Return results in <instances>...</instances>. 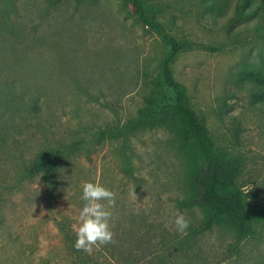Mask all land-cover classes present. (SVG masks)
Masks as SVG:
<instances>
[{
  "label": "rangeland",
  "instance_id": "1",
  "mask_svg": "<svg viewBox=\"0 0 264 264\" xmlns=\"http://www.w3.org/2000/svg\"><path fill=\"white\" fill-rule=\"evenodd\" d=\"M141 2L174 37L218 47L181 53L173 70L220 156L237 163L245 204L264 205V0ZM168 51L127 0H0V264H74L86 181L116 193L114 240L134 227L169 239L171 264H264V227L238 244L228 225L198 230L206 209L181 125L129 129L143 110L179 120ZM74 139L66 190L49 191L34 164ZM112 248L94 249L90 264H113Z\"/></svg>",
  "mask_w": 264,
  "mask_h": 264
},
{
  "label": "trees",
  "instance_id": "2",
  "mask_svg": "<svg viewBox=\"0 0 264 264\" xmlns=\"http://www.w3.org/2000/svg\"><path fill=\"white\" fill-rule=\"evenodd\" d=\"M134 8L143 24L161 31L169 45V51L163 65L166 88L171 95L177 111V122L165 113L143 110L137 120H132L129 129L134 131L142 126L155 127L175 125L180 127L179 134L185 145L191 146L193 182L200 202L206 209L204 223L198 230L213 229L216 226L228 225L233 230L235 242L257 233L264 227V205L249 208L242 197V188L237 182L238 165L232 157H221L217 143L212 136L207 116L199 113L192 105L189 88L178 79L173 70V62L183 52L195 49L217 50L218 47L190 39H179L171 35L163 23L150 17L141 0H127ZM179 125V126H178ZM80 143L74 139L65 143L60 149H51L36 160L33 172H43L49 191H65L64 170L72 168L76 161L74 150ZM63 188V189H62ZM134 227L124 228L108 250L107 256L113 264H171L173 250L169 239L145 231L137 233ZM189 239L178 240L186 243ZM177 242V241H176ZM73 247V248H72ZM74 264H90V255L86 252L77 255L71 246ZM31 261V260H29ZM44 264V263H43ZM49 264V262L47 263Z\"/></svg>",
  "mask_w": 264,
  "mask_h": 264
},
{
  "label": "clouds",
  "instance_id": "3",
  "mask_svg": "<svg viewBox=\"0 0 264 264\" xmlns=\"http://www.w3.org/2000/svg\"><path fill=\"white\" fill-rule=\"evenodd\" d=\"M81 199L84 201L79 212L78 225L75 228L77 239L74 247L77 251L91 254L94 249L112 244L114 232L111 229L113 213L111 209L116 204V193L98 182H83ZM135 189V188H134ZM131 195L137 200L134 191ZM176 231L186 234L190 221L180 214L174 221Z\"/></svg>",
  "mask_w": 264,
  "mask_h": 264
}]
</instances>
